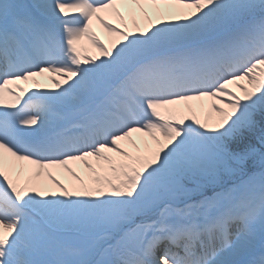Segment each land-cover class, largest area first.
<instances>
[{
	"label": "snow or ice",
	"instance_id": "obj_1",
	"mask_svg": "<svg viewBox=\"0 0 264 264\" xmlns=\"http://www.w3.org/2000/svg\"><path fill=\"white\" fill-rule=\"evenodd\" d=\"M0 264H264V0H0Z\"/></svg>",
	"mask_w": 264,
	"mask_h": 264
},
{
	"label": "bare ground",
	"instance_id": "obj_2",
	"mask_svg": "<svg viewBox=\"0 0 264 264\" xmlns=\"http://www.w3.org/2000/svg\"><path fill=\"white\" fill-rule=\"evenodd\" d=\"M112 18L115 19V15L112 14ZM94 31H96L97 35L100 36V38L105 42V44L111 45V42L115 39H117V37H115L114 35H109L100 25L99 23L94 27ZM92 55H99L98 50H96ZM52 74H48L46 73L43 77H39L37 79H39L41 81V84L46 85L47 87H54L53 85H51L50 82V76ZM237 83H243L245 85H247V81H239ZM19 86L24 88V89H30L35 87V84L32 81H28V82H19ZM236 86V85H235ZM11 88H13L14 90L16 89V85H10ZM238 93H240V89H238ZM8 98L10 100L13 101L14 97L12 95L9 94ZM211 103V101L209 102V104ZM207 105V104H206ZM211 114H213L214 116L216 115L215 113L211 112ZM136 134L133 135L132 138H130V140L128 141H122V146L128 148L129 151H134V148L132 146L131 141L136 140ZM109 155H114L112 153H109ZM93 163H95V161H93ZM77 169H78V173L85 175V180L88 179V176L85 174V170L83 169V166L80 162H77Z\"/></svg>",
	"mask_w": 264,
	"mask_h": 264
},
{
	"label": "rangeland",
	"instance_id": "obj_3",
	"mask_svg": "<svg viewBox=\"0 0 264 264\" xmlns=\"http://www.w3.org/2000/svg\"><path fill=\"white\" fill-rule=\"evenodd\" d=\"M104 15H106V18L110 19L113 23H118L116 17H115V19L111 17L112 14L107 13ZM93 23L96 25L98 22H96L94 20ZM81 44L87 49V54H89V55H92L97 50V49L93 48L90 44H88L87 40L82 41ZM230 87L233 89V91H236L238 93V89H239L238 87H236L235 85H230ZM209 102H210V100H208L207 98L203 101V103L205 105L206 104L208 105ZM209 115H210L211 119H213V120L216 118V115L214 116L213 114H211V112H209ZM201 118H204L203 115L201 116ZM70 167H72L75 171H78L76 162L71 163ZM53 171L58 175V178L64 180L66 183H69L70 185L72 183H75V181L72 180L70 174L67 173L66 171H64L62 169H53Z\"/></svg>",
	"mask_w": 264,
	"mask_h": 264
}]
</instances>
